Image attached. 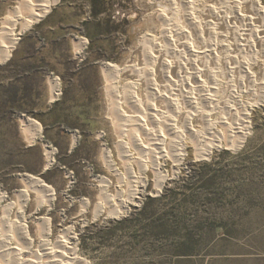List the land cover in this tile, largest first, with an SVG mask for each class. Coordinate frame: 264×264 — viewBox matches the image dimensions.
Returning <instances> with one entry per match:
<instances>
[{
	"label": "rangeland",
	"instance_id": "374dc122",
	"mask_svg": "<svg viewBox=\"0 0 264 264\" xmlns=\"http://www.w3.org/2000/svg\"><path fill=\"white\" fill-rule=\"evenodd\" d=\"M165 2L168 0H57L45 16L18 36L8 59L0 61V193L5 195L0 217L9 209V219L14 222L23 210L22 223L33 241L31 254H24V260H37L48 221L50 246L66 234L75 255L87 264H264V102L258 97L260 89L254 96L246 94V84L240 85V71H232L233 65L230 70L213 65L217 66L215 99L233 101L229 88L236 86L233 102L256 103L248 115L241 145L230 148L222 142L221 148L212 149L202 159L195 156L194 145L186 140V154L180 164L170 157L160 160L167 177L159 192L150 169L146 186L129 205L128 213L116 216L106 206L97 214L103 199V179L111 182L109 193L115 196L118 190L129 188L127 177L121 182L108 169L102 156L104 147L112 151L126 176L115 143L121 129L127 130L124 141L128 144L138 129L135 119L125 122L126 127L114 123L113 97L106 88L103 66H143L146 41H155L153 49L158 51V43L164 38L162 23L155 20H159ZM260 2L264 8V0ZM202 3L197 6L199 11L206 7ZM18 5V0H0V27L2 17ZM231 6L224 1L215 5L228 7L227 11ZM179 9H174L178 10L177 19L171 22L174 30L185 27ZM241 9L244 14L251 13L249 6ZM261 19L254 20L259 29ZM228 45L225 49L232 47V41ZM216 52L222 51L218 48ZM224 52L218 56L225 65ZM209 54L203 62L210 64L211 58L216 63V57ZM262 55L257 51L244 55L248 70L255 75L264 71ZM224 71L233 76L228 84L219 75ZM53 79L59 80L61 90L55 103L51 102ZM131 79L120 76L118 92ZM123 109L135 114L125 105ZM207 113L216 120L214 111ZM22 117L41 127L34 142L24 130ZM193 127L206 132L204 137H211L201 124L193 121ZM220 128L217 124L216 129ZM148 129L152 134L155 126L149 124ZM138 130L148 141L151 135ZM129 145L138 157V151ZM150 147L152 155L156 147ZM132 166L138 175V163ZM25 176L51 187L54 199L40 206V195L26 183ZM22 191L29 194L26 204ZM85 201L89 205L84 209ZM5 234L1 226V237ZM12 244L20 245L15 240Z\"/></svg>",
	"mask_w": 264,
	"mask_h": 264
},
{
	"label": "bare ground",
	"instance_id": "6f19581e",
	"mask_svg": "<svg viewBox=\"0 0 264 264\" xmlns=\"http://www.w3.org/2000/svg\"><path fill=\"white\" fill-rule=\"evenodd\" d=\"M18 1L19 5L11 8L9 14L4 18L2 17V25L0 27L1 62H5L8 59L18 36L27 32L31 24L45 16L49 11V7L57 3V0ZM202 1L206 3V7L199 11L200 8L197 6ZM222 1L227 3L228 7L232 5L229 11H227L228 7L223 9L215 7L217 2L220 3ZM244 1L168 0V2L162 3L164 9L160 8L159 20H155L157 23H162L160 33L162 34L161 38H164L162 43H158V51L153 49L155 41L154 43L151 40L146 41L144 44L148 45L145 48L147 56L145 55L146 59L143 62L144 64L142 63L143 66L139 68L135 67V65L130 68H119L115 64L103 66L107 80L106 88L113 97L111 99H113V114L116 121L114 123L126 127L125 122L135 119L136 122H134L138 129L145 131V135L151 136L148 137V141H145L141 137L140 131L135 128L136 130L130 139L132 140L130 143L139 153V156L136 157L130 150V143L128 144L124 141L127 130H120L119 139L116 141L115 147L120 157L119 159L122 160L125 167L126 176L119 170L112 151L104 147L102 156L108 169L118 175L121 182L123 178L127 177L129 179V188L128 191L118 190L115 196L111 192L109 193L111 182L103 179V184L101 183L104 188L103 199L101 198L102 202L97 206L98 215L103 213L106 206L109 207L110 213L116 216L128 213L129 205L135 203L141 189L146 186V173L150 169L154 172V185L156 191L159 192L167 177V171L162 168L160 160L170 157L176 165L180 164L186 154V140H190L194 145L195 156L202 159L207 158L212 149L221 148L222 142L230 148H237L241 145L247 134L248 115L256 103H245L243 105L237 100V104L233 102L235 96L231 95H235L236 91L233 87L236 88V86L228 87L232 89L229 91L231 95L228 96L233 101L216 100L215 95L218 93L215 94L217 82L215 69H217V66L213 65L223 66L222 69L224 70H230V65H233L231 67L232 71L235 69L240 71L241 84H239H246V94L249 93L254 96L256 90L260 89L258 97L262 100V103L264 102V71L256 73V75L250 72L248 70L249 62L244 57L245 53L255 55L257 51L263 54L262 57L264 58V19H261L264 17V8L261 6L260 0ZM243 5L249 6L251 13L244 14L241 9ZM174 9L182 10L180 17L185 23H183L185 26H183V29L185 30L179 27L176 30L172 28L173 24L171 22H174L172 19H177L178 15L175 14L178 10L174 11ZM256 17L261 19V29L254 25ZM157 28L158 26L153 30L156 32ZM15 32L18 33L15 34ZM226 41L227 45L232 41V47L225 49L227 45L224 42ZM149 42H151V46ZM81 44L83 45V43ZM218 48L222 52H216ZM226 50L225 54L224 51ZM209 52L216 57V63L211 58L210 64L206 61L205 63L203 62V59H208L211 55ZM223 52L226 57L225 65L223 62L220 63L221 55L219 53L222 54ZM226 73L224 71V74L219 75H223L222 78L224 80L222 81L228 84L233 79V76ZM120 76L132 77L131 82L128 81L121 86V93L117 89ZM52 87L55 91L58 89V79L52 80ZM123 105H125L126 109L135 111V114H132L133 112L129 114L124 111ZM207 110L214 111L216 120L210 119V114L207 113ZM166 119H168V123L165 122ZM21 121H23L24 130L29 134L30 140L34 142L41 132L40 125L36 121L24 117H22ZM193 121L201 124L202 130L208 131L211 137H204L203 134L206 132L204 131L205 133H203L201 129L196 130L193 127ZM149 124L155 126L152 134L150 133L152 131L148 129ZM217 124L221 127V130L216 129ZM150 145H155L156 147V151L152 155L150 151H153V149ZM133 162L138 163L140 176L135 173L132 166ZM24 180L39 193L40 206H43L45 202L50 203L54 199L51 187L46 186L40 179L25 176ZM21 196L23 203L26 204L29 201L28 192L22 191ZM4 198L5 195L0 193V203ZM88 205L89 202L85 201L84 209ZM9 212L10 210L8 209L5 215L0 217V228L2 226L6 229V234L3 237L0 235V264H87L75 255L74 245L71 246L69 240L67 241L66 237L68 235L66 234L57 240L56 243L54 242V246H50L48 241L50 234L48 221L45 224L42 248H39L40 251L36 253L37 260H24V254H31L33 241L29 236L26 225L22 223L23 210L19 211V217L14 222L9 219ZM14 240L18 241L20 245H13L12 241Z\"/></svg>",
	"mask_w": 264,
	"mask_h": 264
},
{
	"label": "built area",
	"instance_id": "2783aa9c",
	"mask_svg": "<svg viewBox=\"0 0 264 264\" xmlns=\"http://www.w3.org/2000/svg\"><path fill=\"white\" fill-rule=\"evenodd\" d=\"M60 97H61V90H60V83H59L58 89L56 91L53 89V91L51 93V102L55 103V102L59 101Z\"/></svg>",
	"mask_w": 264,
	"mask_h": 264
},
{
	"label": "trees",
	"instance_id": "16d2710c",
	"mask_svg": "<svg viewBox=\"0 0 264 264\" xmlns=\"http://www.w3.org/2000/svg\"><path fill=\"white\" fill-rule=\"evenodd\" d=\"M97 12V11H96ZM100 12H98V13H95V15H97V14H99Z\"/></svg>",
	"mask_w": 264,
	"mask_h": 264
},
{
	"label": "crops",
	"instance_id": "0c3cea01",
	"mask_svg": "<svg viewBox=\"0 0 264 264\" xmlns=\"http://www.w3.org/2000/svg\"><path fill=\"white\" fill-rule=\"evenodd\" d=\"M5 16H7V15H5ZM5 16H4V17H5ZM4 17H3V18H4ZM3 18H2V19H3Z\"/></svg>",
	"mask_w": 264,
	"mask_h": 264
}]
</instances>
